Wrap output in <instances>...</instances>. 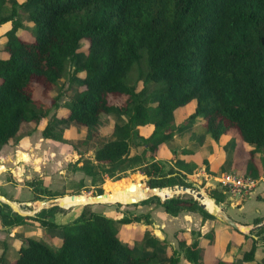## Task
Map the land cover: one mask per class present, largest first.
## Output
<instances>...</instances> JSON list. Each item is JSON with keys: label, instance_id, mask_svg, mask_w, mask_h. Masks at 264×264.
Instances as JSON below:
<instances>
[{"label": "trees", "instance_id": "obj_1", "mask_svg": "<svg viewBox=\"0 0 264 264\" xmlns=\"http://www.w3.org/2000/svg\"><path fill=\"white\" fill-rule=\"evenodd\" d=\"M23 11L33 23L29 39L20 37ZM7 21L0 43L7 52L0 57V146L21 139V126L30 133L47 117L40 128L44 137L74 149H93L102 177L115 176L96 187L94 196L106 191L134 196L146 184L190 188L177 184L180 171L165 172L163 162L155 157L168 136L201 116L213 140L233 127L238 138L251 145L241 174H260L262 165L255 154L264 152V0H0V23ZM84 37L83 60L72 70L76 86L67 90L65 112L59 114L58 95H49V90L66 75V63ZM134 64L144 82L137 87L128 81ZM33 80L43 84L46 99L31 95ZM148 81L157 83L155 89H147ZM190 99L195 100L193 110L176 124L175 108ZM111 114L125 119L109 125L102 115ZM144 124L152 127L141 136L138 128ZM69 127L76 132L73 140L63 136ZM130 143L135 152L129 155ZM133 167L146 178L127 186L128 177L120 173ZM31 180L34 199L61 193L43 186L39 177ZM202 187L204 197L216 203L223 200L222 189ZM164 192L138 202H158L171 214L190 210L214 218L189 190L179 189L171 196ZM58 205L54 202L36 215H22L0 201L3 226L34 219L44 228L61 229L56 247L39 237L23 238L10 264H150L158 253V239L147 230L134 243L150 247L149 254H134L119 235L120 224L146 220L147 213L112 217L84 203L68 221H54L53 213L42 216ZM205 236L211 239L212 232ZM244 240L239 250L242 264H264V255L258 260L253 256L256 239L244 235ZM177 245L189 264H199L195 236L188 243L178 238ZM177 256L172 250L166 263L176 264Z\"/></svg>", "mask_w": 264, "mask_h": 264}, {"label": "rangeland", "instance_id": "obj_2", "mask_svg": "<svg viewBox=\"0 0 264 264\" xmlns=\"http://www.w3.org/2000/svg\"><path fill=\"white\" fill-rule=\"evenodd\" d=\"M21 19L23 20V25L20 28L22 30L20 32V37L29 39L33 35V23L28 20L27 15L24 11L22 12ZM3 31L0 32V39L5 38V34ZM86 44L87 39L85 37L79 40L73 59L68 60V62L66 63V75L58 80L57 85L53 90H49V95H58L57 101L59 103V106L57 112L59 114H63L65 112L63 102L68 98L69 92L67 90L73 87L75 88L76 86L75 79H72V70L74 67H76V65H79L82 62L84 47L86 46ZM138 70L139 67L134 64L130 70V76L128 79V81L131 84H135L136 87L144 83L142 81L143 78L137 77L136 75ZM146 84L147 89L149 90L155 89V87L157 86V83H153L151 81L146 82ZM42 89H44L42 83L35 80L32 81L30 92L32 96H40L46 99V96L43 95ZM194 103L195 100L190 99L186 103L181 104L175 108L174 118L176 124L181 123L185 119V116L193 110ZM53 109L54 107H51L50 111H52ZM102 117L107 121L109 125H111L115 121H122L125 119L124 116L118 114L102 115ZM46 118L47 117L41 119L36 129L32 130L30 133H26V130L28 129L26 128V126H21L19 132L23 137L18 140L19 143L16 141L18 143L17 145H15L16 142L12 144L10 142H6L0 147V149L3 148L1 149L2 152L12 151L14 145L16 148V150L14 151L13 162H11L12 164L8 163V158L0 160V175L2 176L0 178V186L3 182H6L5 188L7 190L10 189L7 193L9 194V198L11 200L15 199L18 196L19 192H17V190L20 187H29L28 193L29 195L32 194L31 197L33 198L34 192L32 190L31 179L33 177H36L37 175L43 174V171L46 170L49 171V173L46 172L44 175L45 182L43 183L44 180L42 179L44 177L42 178V175L40 178L43 186L47 185L45 187H48L49 190H57L61 192L58 196H62L65 201H55V203H59L58 207L54 208L52 211L45 210L42 216H49L51 213L55 212L61 213L58 214L60 217H65L63 215H65L67 212H73L74 216L75 214H77V212L80 211L82 205L84 204L74 203L78 201H88L86 203H89V208L95 211H102V209L107 210V208L111 209L113 206V208L111 210H108V212H102L112 217H119L127 214L128 212L130 214H148L149 210L147 209H149V207L153 209L158 206L160 207V209H163L165 212L169 213L164 209L163 205L158 204V202L155 201H142V203H137L140 200L146 199L148 196H152L154 193L151 192L139 193L138 190L134 196H129L126 193L117 195L115 193H108L107 191L103 193L112 194L114 197L121 199L123 202H116L113 198H110L108 196H94L93 194L96 187L101 186L104 183L114 179L115 176H111L106 179L102 177V171L95 165L93 149L83 150L81 147H76L74 149L73 146L69 143L58 141L53 142L50 139L44 137L40 133L39 129L44 125ZM151 127L152 126L150 124L140 125L138 128L140 135H146L150 131ZM81 132L82 130L80 131V135ZM102 133H105V130H102ZM63 136L65 138H68L69 140H73L76 136L75 129L73 127L67 128L64 131ZM29 145L32 149H29ZM249 147V144L241 141L238 138L233 127L229 128L219 138V140H212L204 130L203 120L201 116H195L193 124L191 126L179 127L172 135L167 137V140L164 142L163 147L165 156L163 154L162 155L164 158L166 157V160H168L170 163L165 161V159L160 161H162L164 164V169H166L165 172L171 174L176 168L179 167V165L194 167L196 170V168H198L199 165L203 163V167L206 168L205 162L202 159L205 158L207 159V163L211 164L210 166H212L213 170H215L218 174L220 172L219 165L225 167L226 169L232 168L235 171H237L236 169L241 168L244 158L248 157L249 155ZM134 152L135 147L132 145V143H130L129 155L133 154ZM17 155L18 157H16ZM259 155L261 157H264V152H260ZM168 168L174 170H172L171 172L167 170ZM138 170L141 171V169ZM138 170L136 167H133L120 173L121 175L125 174L128 177L129 181L127 182V186H131L135 183H140L143 179L146 178L145 175L137 172ZM25 172L32 178L26 176ZM180 179L181 180H179L177 184L183 183L186 186L190 187L188 189L199 188L186 180L183 173L180 175ZM198 179L202 180L200 178ZM209 182L213 184L212 179H209ZM198 185L202 187L204 184ZM176 191L178 190H168L164 193L166 196H171L173 194H178ZM11 193L12 195L10 196ZM20 193L21 194L18 199H23L24 196H27L24 192V189H22ZM85 193L91 194L92 196L85 197ZM0 194L7 197L5 195L6 191L2 188H0ZM47 197L48 195H43V197H40L39 200L30 199L31 202L25 205L26 208L24 210L36 209L37 211H40L42 208L48 207L51 203L47 204ZM41 201H44L46 205L43 204V207L39 209V206L42 205ZM37 203H39V206L37 205ZM216 206L219 207L218 204L211 203L209 205V209L213 210ZM20 207L22 208L23 205H20ZM72 217H68L67 221L72 219ZM30 220H33L31 222L35 223L38 222L36 220L34 221V219ZM131 221L133 222L135 220ZM124 224L125 228H121L123 226L121 224L118 226L121 238L125 239V241L129 243L130 246H132L134 254H144L145 251L143 246L136 245L135 243H133V240H130L134 236L132 232L133 229L131 230L132 227L130 226V228H127L126 225L128 224V222H125ZM55 231H57L60 236L61 229L55 228ZM59 236L54 235L52 236V238H49L52 246H58L60 242ZM18 243L15 244L14 240L11 237H8L6 239V249L3 259L0 261V264H10L15 259V257L17 256L16 249L18 247ZM20 243L24 244V240H21ZM169 249H171V247H169ZM174 250L175 254H181V250L178 246H175ZM146 251L150 252L149 249H146ZM163 257L161 254H158L157 256L151 258L150 264L158 263V261L163 259Z\"/></svg>", "mask_w": 264, "mask_h": 264}, {"label": "crops", "instance_id": "obj_3", "mask_svg": "<svg viewBox=\"0 0 264 264\" xmlns=\"http://www.w3.org/2000/svg\"><path fill=\"white\" fill-rule=\"evenodd\" d=\"M16 1L19 2L21 0H16ZM8 25H9L8 21L0 23V28H1L0 32H2L3 30L5 31ZM21 31L22 30L19 29V32ZM4 39L3 38L0 39V43ZM6 56H7V52L3 49H0V57L5 58ZM222 135L223 134H221L219 138ZM219 138L217 140H219ZM17 142L15 145L19 143ZM15 145L13 146L12 151L2 152L1 149L3 148H1L0 160H4L5 158H8L9 161L8 163L12 164L11 162H13L14 151L16 150ZM163 147H164V143L159 146L158 155L157 157H155V159H159V160L165 159V161L169 162L168 160H166V157L165 158L163 157L164 155ZM29 149H32L30 148V145H29ZM259 153L260 152H256L255 154V159L257 163H259L260 167L262 165V168H258V171L260 173L258 176L264 174V157H261ZM18 155L16 157H18ZM210 165L211 164H208L206 166L205 163L206 166L205 168L203 167V163H202L199 165L198 168H196V170L194 167H191L190 170H186L183 168H176V170L180 171V173H183L185 175V179L188 180L193 185H195L196 187H200L198 184L205 185L207 183L209 185H214L216 188L222 189L217 182V179L220 176V174L228 171L234 172L235 170H233L232 168L226 169L225 167L219 165L220 172L217 174V172L213 170L212 166ZM236 170L239 171L238 173H241L240 172L241 168ZM43 172H42L43 174L41 175L42 178L44 177L42 179L44 180L43 181L44 183L45 182L44 175L46 172L49 173V171L44 170ZM25 175L28 176L26 172ZM41 175H37V176L35 175V176L41 178ZM1 177L2 176L0 175V178ZM198 178L202 180H199ZM209 179L213 180V184L209 182ZM5 184L6 182H3L0 188L6 191L5 195L9 198V194L7 192L10 189L7 190L5 188ZM20 188L17 190V192H19L18 196L17 197L15 196L16 198L13 199L12 201L22 204L31 202L30 199H34V197L33 198L31 197L32 194L29 195L28 193L29 187L28 188L20 187ZM22 189H24V192L26 193L27 196H24L23 199H18L20 197L21 194L20 192ZM11 195L12 193L10 194V196ZM35 195L36 194L34 193V196ZM137 203H142V202H137ZM219 203L224 207L223 208L224 211L231 217V219L235 223L245 227L243 231L241 229H237L231 226L230 224H227L226 222L215 216L214 218H202L198 212L190 211V210H181L176 214H169L165 212L163 209H160V207L158 206L153 209L151 207L147 209L149 210V213L147 214L146 220L144 218H140V220L138 221L128 222L126 226L127 228L128 227L130 228V226L132 227L131 230L133 229L132 232L134 235L130 240L131 241L133 240V243L135 241H139L141 239L143 231L147 230L149 234L155 236L158 239L155 243V247L158 249V253L156 254V256L158 254H161L162 257L164 256L163 259L159 260L158 262L163 261L166 263L167 257L169 256L171 250H174L175 246H178L177 245L178 238H183L185 242L188 243L191 240V236H195L197 238L198 245L200 247L201 256H200L199 264H242V261L240 260L239 250L244 245L243 244L245 242L244 235H247V236H252L253 238L256 239L253 256L256 260H258L261 256L264 255V187L262 185H258L251 192L243 195L229 196L227 193H225L223 200ZM111 209L109 208H107V210L102 209L101 212L104 211L108 212V210ZM38 212L39 211H36L34 215H36ZM58 214L61 213L59 212L53 213V220L56 222H64L67 220L68 217L73 216V212H69V213L67 212L65 215H63L65 217H60ZM31 221L33 220L26 219L24 222L12 226H3L0 222V261L3 259L4 252L6 249V239L8 237H11L14 240L15 244L19 242L18 243V247H19L21 245L20 241L23 240V238H25L26 236L39 237L50 245L51 242L49 238H52V236L54 235L59 236L57 231H55V228H44L43 226L39 225L38 222L35 223ZM121 225H123L121 228H125L124 223H122ZM208 231L212 232L211 239L205 236V233ZM121 239L125 240L123 238ZM142 246L145 251L144 254H149L150 252H147L146 249L150 250V247H147L145 245ZM169 247H171V249H169ZM177 257L178 260L176 264H189V262L183 257L182 252Z\"/></svg>", "mask_w": 264, "mask_h": 264}, {"label": "bare ground", "instance_id": "obj_4", "mask_svg": "<svg viewBox=\"0 0 264 264\" xmlns=\"http://www.w3.org/2000/svg\"><path fill=\"white\" fill-rule=\"evenodd\" d=\"M205 186H214V185H209V184L206 183ZM179 189H181V190H189L191 193L195 194L197 197L200 198V200L202 201V204H203L204 208H206L207 210H209L208 207H209V205L211 203H216L213 198H208V196L205 197V198L203 197V195L205 193L203 187H199L198 188L199 191H195L193 189H188V188L183 187V186H180V185H174V186H169V187H159V188H157V187H155V188H148V187H146V188H143V189H139V193H142V192L155 193L157 191H168V190H179ZM102 196H108L110 198H113L116 202H123L121 199L114 197L112 194H101V195H98L97 197H102ZM0 201L3 202V203H5V204H7V205H9V207L11 208V210L13 212L17 213V214H30V215H34V213L37 211L36 209H34V210H24L26 208L25 205L26 204H29V203H24V204H22V203H16V202L8 199L7 197H5L2 194H0ZM55 201H65V199L62 196H59L54 201L47 200L46 202H47V204H50V203H53ZM41 202H42V205L41 206L38 205L40 202L37 203V205L39 206V209H41L43 207V204L46 205V203L44 201H41ZM86 202H88V201H78V202H74V203L75 204H78V203H86ZM19 205H23V207L21 208ZM238 227L242 231L245 228L244 226H241V225H238Z\"/></svg>", "mask_w": 264, "mask_h": 264}, {"label": "built area", "instance_id": "obj_5", "mask_svg": "<svg viewBox=\"0 0 264 264\" xmlns=\"http://www.w3.org/2000/svg\"><path fill=\"white\" fill-rule=\"evenodd\" d=\"M222 191L230 195H243L251 192L256 186L264 187V174L249 177L238 172H223L217 179Z\"/></svg>", "mask_w": 264, "mask_h": 264}, {"label": "water", "instance_id": "obj_6", "mask_svg": "<svg viewBox=\"0 0 264 264\" xmlns=\"http://www.w3.org/2000/svg\"><path fill=\"white\" fill-rule=\"evenodd\" d=\"M146 186H147L148 188H155V187L159 188V187H162V186H148L147 184H146ZM164 186H165V185H164ZM58 197H59L58 195H57V196H53V197H48V200H50V201H54V200H56ZM131 202H133V201H131ZM217 203H218L219 207H218V208L214 207L213 210H207L206 208H204V207H203V208H204L206 211L210 212L213 216H215V217H217V218L223 220V221L226 222L227 224H230L231 226H233V227H235V228H237V229H240V228L238 227V225H237V224L231 219V217H230V216L224 211L222 205H221L219 202H217ZM215 208H216V209H215ZM22 215H27V214H22ZM52 219H53V216H52Z\"/></svg>", "mask_w": 264, "mask_h": 264}]
</instances>
